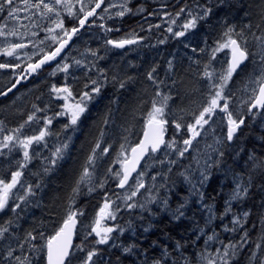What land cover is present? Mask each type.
Instances as JSON below:
<instances>
[{"label":"snow or ice","instance_id":"1","mask_svg":"<svg viewBox=\"0 0 264 264\" xmlns=\"http://www.w3.org/2000/svg\"><path fill=\"white\" fill-rule=\"evenodd\" d=\"M210 2L211 0H209ZM227 2L228 0H216V5L222 6ZM128 5L129 0H0V57L5 60L20 61L21 54H23L26 59L24 68H21L19 63L0 62V70H11L14 73L17 69L21 70L16 76L15 82L7 91L0 92V96H7L21 83L22 79L27 80L32 76L39 75L47 65L54 64L51 75L63 74L65 81H68L69 78L77 79V73L81 69L84 70L83 75L86 78L84 90L78 99L73 96L69 83L66 82L63 86H57L55 83L51 85L48 89L51 99L65 101L63 105H60L62 110L55 113L53 117L47 115L42 118L38 117L37 113L45 112L48 105L39 107L33 104V111L27 115L23 123L11 130L0 128V134H2L0 136V158L9 164L15 160V168L9 169L10 178H0V214H2L0 215V264H39L42 252L46 257V264H72L76 251L83 253L79 257V264H97L95 259L99 253L97 247L93 246L86 250L84 247L74 246L72 243V235L78 219L85 214L83 210L75 207V197L80 193L82 186L87 187L89 193L96 191L97 188L104 189L106 181L101 180L97 184L94 182V177L97 160L109 155L112 148V145L105 140L106 130L110 123L109 118L105 117L103 121L99 137L72 189L73 195L69 197L63 222L54 234L45 236L43 230L33 228L23 231L22 235H17L21 231L19 222L24 218L22 213L26 210L22 205H29L28 198L34 197L35 189L41 188L39 183L26 184L22 177L25 175L24 169L34 159H41L45 174L53 172L58 167L59 162L65 158L72 137L66 136L63 142L57 144L50 157H41V146L47 148L48 138L60 135L52 130L53 120L56 117H67L68 122L62 125V131L65 133L69 129L72 132L77 131L81 117L89 109V104L101 94L104 87L102 78L103 80L108 79L106 70L98 66V61L105 57L98 56L96 50L86 49L82 54L85 58H70L67 52L72 47V43L94 26L100 28L105 34L121 31L120 27L108 26L103 22L96 24L98 20L123 19L126 15H138L145 11L141 7L134 12ZM156 14L150 12L147 15ZM212 14L213 8L208 4H202L200 0H191L190 3L186 0L174 15L164 13L161 18L165 19L168 25L165 31L169 36L180 39L197 29L200 22H207ZM66 18L75 20L76 23L66 26ZM22 20L27 23H22ZM152 27L160 28L161 25H149V29ZM174 28L179 30H174ZM39 33H44L43 38L35 39ZM103 39L106 48L110 46L112 49H124L127 45H139L143 38L139 37L135 30H132L119 39L107 35ZM160 43L163 44L164 41L161 40ZM214 45L210 51L209 62L204 65V70L200 74V78L206 82L204 85L206 93H202L205 96L204 101L191 111L181 109L184 115L177 116L171 122L168 120L169 113L166 110L169 109V100L172 97L159 90L160 83L163 82H157L154 76L155 68L147 73V79L157 87L155 96L158 99H153L151 110L147 113L144 136L134 145L129 142L127 136H124L125 142L120 144V150L114 161L120 164V170L108 168V174L115 181V187L125 190L122 193H114V195L129 211L137 207L142 211H151L147 205L157 202L162 205V210H166L168 207L167 197L158 199L157 196L149 195L145 203L135 201L141 189L146 187L143 180L145 172L143 170L137 172V165L141 160H144L145 164L148 162L146 157H155L158 160L159 157L156 154L162 151L163 146V149L170 151H164L166 159L159 162L175 165L193 148L197 138L207 132L208 128L216 125L218 120L221 125L226 121V136L216 140L217 145H222L221 148L212 145L209 147L220 157H223V147L234 141L238 130L245 125L246 117L251 116L255 119L258 114L264 116V9H262L259 22L256 24L247 23L239 30L233 25L225 24L220 38L214 42ZM30 46L34 49L31 54L24 51ZM185 47L188 45L185 44ZM225 50L228 57L225 62L226 66H221L217 70L212 61L217 59V53L225 52ZM193 51L197 50L193 49ZM200 51H204V49H200ZM87 56L94 57L95 60H86ZM168 63L171 70L172 62ZM92 72L96 73L95 77L90 75ZM241 75L246 77L243 91L247 93V99L241 101L239 107L245 110L234 112L232 110L234 93L231 92L230 84L234 77ZM112 79L119 83L121 89L125 87L124 80H119L116 76H113ZM37 99L39 100L40 97L38 96ZM70 100L71 103H69ZM41 119L42 126L39 131L32 135H26V127L33 123L40 124ZM169 123L176 129L179 140L177 138L165 139V126ZM185 130L187 135H184ZM225 140L227 144H225ZM180 142L183 147L179 146ZM16 152H19L21 159H15L13 154ZM172 153H175L177 159H167ZM213 163H219V161L215 160ZM197 164H199L198 159ZM212 166V164L206 163L200 170L199 184L201 186L209 179L208 169ZM260 167H264V164H261ZM168 171L171 172L172 168L169 167ZM133 173H136V177L133 178L134 185L130 183ZM180 175L183 176L185 182L192 186L194 192H199L187 169ZM152 179L156 180V176L154 175ZM160 187L164 188L166 185L161 184ZM21 188L23 189L22 194L16 195L15 190ZM148 191L151 193L152 190L148 189ZM248 191L249 185L237 184L233 199H242L248 195ZM199 194L203 198V193ZM183 208L184 204H181L175 210L174 220H180L184 216ZM119 210L120 205L116 204V201L105 192L104 203L87 233L88 236L95 235L94 245H109L112 241L110 246L117 247L115 238L111 234L116 231L123 233L125 229L118 226H102L101 222L107 219L115 220ZM228 211L230 208L226 209V212ZM242 215L246 220L249 213L244 212ZM245 220L234 217L232 225L243 229ZM236 230V227L225 226V231ZM144 231L147 232L148 228H145ZM202 231L203 229H201ZM214 240L218 241L221 246L215 248L211 253L207 250L198 253L199 264H236L238 252H243L244 246L249 244V234L244 231L239 242L229 241L224 244L213 233L207 236L204 243L208 245ZM39 241H44V243L40 244ZM180 248L181 246L177 245V251ZM121 254L125 257L136 256L140 264H168L169 258L167 249H164L159 257L151 259L147 252L138 251L134 244L122 247ZM180 258L181 260L185 259L182 254ZM247 259L250 264H264V235L250 249ZM137 261H133L132 264H137Z\"/></svg>","mask_w":264,"mask_h":264},{"label":"trees","instance_id":"2","mask_svg":"<svg viewBox=\"0 0 264 264\" xmlns=\"http://www.w3.org/2000/svg\"><path fill=\"white\" fill-rule=\"evenodd\" d=\"M211 2L204 3L213 8V14L209 17L208 21L200 22L197 29H195L181 45H176L178 48L182 49V45L189 44L194 35H196V40L193 39V43H190V45L197 50L195 53L198 59L200 58L199 54L202 52L200 49L210 47L209 44H204L202 41L206 39L208 43H212L223 30L222 26L224 25V20H231L230 16L233 15V13H236L232 7H235L238 11L235 19L239 17L238 15H244V13H246L245 10L249 11L250 7H253L251 8V13L253 15L256 14V18L261 15V10L258 9L257 3L254 4L252 0H242L239 5L230 4L228 0V2L222 6H217L216 0H211ZM228 3L230 4L229 8L225 7ZM150 5L151 4L146 3L145 10L147 8L149 9L151 7ZM173 5L174 2L168 3L165 8L168 12H171L174 15L183 3L178 5L179 7H173ZM132 7H134V5H131V8ZM231 18L233 17L231 16ZM250 19L256 24L259 22L260 18ZM155 20L156 18L154 16L145 19L141 16L129 14L123 19L116 18L115 20L96 21V24L103 22L108 26L120 27V32L114 31L105 34L100 28L95 26L87 30L94 33L96 36H87L88 43H86V48L96 50L98 56L105 57V59L98 61V66L106 70L108 79L103 80L102 78L104 87L101 94L89 104L88 111L81 117L77 131L72 132L71 129L66 133L62 131V125L68 122L67 117H56L53 120L52 130L60 133V135H54L48 138L49 145L45 149L41 148V156L50 157L56 144L63 142L66 136H71L72 139L69 142V148L65 153V158L59 162L58 167L53 172L49 174L43 173L40 178H37V176L33 177V175L26 173L28 181L31 182V184H41V188L35 189L37 196L35 198L34 208L36 209L31 212L34 214L32 215L34 216L35 221L30 224V230L33 228L39 229L38 227H40L41 222L44 224L43 227L49 223L51 224L55 217L57 218L55 225L53 224L48 226L49 228L45 227L42 229L45 236L54 234L60 227L66 215V208L69 203L67 197L73 195L72 189L75 186V182L92 147L99 137L105 117H108L110 120L106 130L105 140L112 145V148L109 155L97 160L94 182L98 184L99 181L105 180V178L100 179L98 172L104 174L107 177V181L104 185V189L97 188L96 191L92 193L88 192L87 187L82 186L80 193L75 197V207L83 210L85 213L80 218H86V215H88L86 222L84 223V225L88 227V231H90L92 225L90 221L97 217V213L104 203L105 192H107L111 199L116 198L114 193H118V191L116 190L114 180L108 174V168L119 167V163H115L114 161L120 150H118L117 147H120V144L125 142L123 139L124 136H127L129 142L133 145L139 140L146 121L147 113L151 110L152 101L154 99L153 95L155 94L153 86H155V84L147 79V73L152 70H149L150 67L147 63L150 59H144L142 64H140L139 60L141 59V52L138 50V45H129L128 47H133L134 50L137 49L135 58H133V56L130 59L129 57L126 59L125 55H122L123 59L130 60V62L117 63L114 61L116 60L115 55L106 50L105 44L102 41L100 42L97 36L101 35L104 38L107 35L111 38L119 39L132 30H135V32L139 34L140 30L153 23ZM66 23H72V21L70 22L67 18ZM205 29V38L199 39L200 36H204L205 32L203 30ZM200 31H202L201 35H198V32ZM161 33L162 35H158V29L154 31V36L158 35V38L164 41V43L161 44L162 61L166 64L168 57L174 59L175 55H169L173 52V49L169 46L170 39L166 45V35L169 36V34L164 33L163 31H161ZM169 37L174 39L171 36ZM86 44H83V48H85ZM117 52L118 51L116 50L115 53L117 54ZM113 61L114 63L112 66ZM190 62L193 61H189L188 65L187 61H185L184 67L181 63L176 67L171 66L173 76L169 81H175L176 89L164 90L166 94L172 97V99L169 100V109L166 110L169 113L168 120L170 122L177 116H180V94L184 95L183 101L187 100L188 103L193 101L191 90L194 86L192 74L195 64H191ZM137 63H139L138 67ZM167 66L169 69L168 64L166 67ZM83 72L84 70L81 71L79 78L75 79V83L71 86L73 96L78 97L84 90L83 86L86 78L84 77ZM90 75L95 77L96 73L92 72ZM128 75L132 77V80L128 79ZM113 76L126 82L123 89L119 87V83L116 80L112 79ZM149 86L150 98H141V88H143L144 91L148 88L146 91L147 95L149 93ZM46 98L49 97L41 98V101L37 106L43 107L41 106V103ZM6 99H8V97ZM6 99L0 100V104L7 108ZM34 101L35 99L32 100L28 113H22L25 111L23 107L22 109H19L22 114L20 118L21 121L20 119L16 120L13 111L9 112L8 115L0 116L1 128L11 130L23 123L27 115L33 111L32 106ZM60 105L56 107L53 106L50 111H46L45 113H37V116L42 118L44 115L50 113L49 115L52 117L53 113L55 114L61 111ZM2 111H4V109H2ZM8 117V122L3 123ZM9 124L12 126H10L11 128H8ZM37 125L39 128L42 126V119L40 124L33 123L32 125L27 126L29 130L27 127L26 130L28 132L30 131V133H36V131H39ZM126 129L128 131H125ZM166 129L169 140H172L173 138L179 140V135L171 123L166 125ZM184 135H187L186 130ZM52 137H57V139L54 140ZM236 137V143L233 142L232 145H227L223 149L224 155L223 157H220V164L212 171V175L207 180L206 184L204 183V189L200 192L203 193V198L198 194L199 192L194 191L193 193L195 195L192 196V198L189 196L192 192H188L184 178L180 175V173L185 172L180 167V164L183 162L182 160L178 161L174 166L168 165L165 168L161 167L155 173H159V175L167 180L168 192L174 200L171 207L176 210L179 205L184 204V216L180 220L156 215L158 212H152L153 209L150 204L147 205V208L151 211H142L141 209H138V207L129 211L123 206L120 200V202L116 201V204L120 205V210L116 213V219H109L105 222L106 226H118L125 229L123 233L116 231L111 234L115 238L117 247L110 246L112 241H110L109 245H94V235L90 237L84 236L81 239L79 231L77 233L75 245H80L86 250L93 246L97 247L99 249L98 256L95 258L97 264H132L133 261H137L136 256L125 257L121 254V249L122 247L133 244L136 245L138 251L142 253L147 252L151 259L159 257L162 250L167 249L169 251L168 264H183L185 261L193 263L197 254L204 251V241L207 239L208 235L215 233L219 240H227L222 235L219 223L217 221L215 222L211 217V213H215L218 209L219 212L223 210L226 195H230L232 191L235 190L237 179H234V176L240 174L244 177L243 185H249L248 195L243 197V203L249 213L247 222L250 228L248 227V229L246 227L247 229L243 230L247 231L249 234L250 243L245 245L243 252L239 253V256L236 258V264H248L249 261L247 257L250 249L254 247L255 243L260 240L262 235H264V224H262V221H264V207H262V205H264V167H260L261 164H264V131L258 124L252 122L250 116L246 117L245 125ZM52 143L55 144L52 145ZM182 145V142H180L179 146ZM30 164L33 168L36 167L35 169H37V165H39H35L34 162H31ZM169 167L172 168L171 172L168 171ZM218 168L221 169L222 174L226 175V178L217 176V173H220ZM9 176L10 173L7 172L2 174V177L5 179H8ZM39 212L40 215L38 216ZM82 223L83 221L80 222V225ZM129 225H131V227H129ZM145 228H148L147 232L144 231ZM24 229L26 228H23L21 231L22 234ZM201 229H203L202 232ZM39 243L43 244L44 241H39ZM177 245L181 246L179 251H177ZM181 254L185 258L184 260H181ZM81 255H83V253H81ZM39 264H45V256L43 252L39 259ZM77 264L79 263L77 262ZM137 264H140V261H137Z\"/></svg>","mask_w":264,"mask_h":264},{"label":"rangeland","instance_id":"3","mask_svg":"<svg viewBox=\"0 0 264 264\" xmlns=\"http://www.w3.org/2000/svg\"><path fill=\"white\" fill-rule=\"evenodd\" d=\"M252 1L254 4L257 3L259 10L262 11V9H264V0H252ZM145 2H149L151 4L150 5L151 7L149 9L147 8L145 10V6H146ZM171 2H174L173 7L174 6L179 7L178 5L186 2V0H129L128 6L131 8V5H134V7H132L134 12L138 8L142 7L145 11L141 14H138L137 16H141L143 18H145V17L149 18V17L154 16L156 18V20L149 25H154V24H160L161 25L160 28L152 27L151 29H149V25H147L145 28H143V30H140V33L138 34V36L142 37L143 39L141 40L140 44L138 45V50L141 52V59L139 60L140 64H142L144 59H150L147 62L149 64V67H150L149 70H151L152 68L156 69L158 75L156 72L154 74L157 78V82H161V81L163 82V83H160V87H159V90L162 93L166 94V92L164 91L165 89H169V90L170 89L171 90L176 89L175 81H171V82L169 81V79L173 76L172 75V67H171V70L168 69V66L166 67L167 64L169 65V63H168L169 61L172 62L173 67H176L179 63H181V65L184 67L185 61H187L188 65H189V61H191V60L193 62H190V63L195 64L193 74H192L194 86H193V89L191 90V92L193 94V98H192L193 101L191 103H188L187 100L183 101L184 95H182V94L179 95V100L181 102V104L179 106V111H180V115H184V113L181 111V109H183L185 111H191L193 109H196L205 99V96L202 93H206V88L204 87L206 82L200 78V74L204 70V65L209 62L211 48L215 46L214 42L220 38V35H221L223 30L221 31V33L218 35V37L212 43H208V41L206 39H204L206 36V29L203 30L205 32V34H204V36H200L199 39L203 38L204 40L202 41V43L204 42V44H209L210 47L205 48L204 51H202L199 54V56H200L199 59L197 58L195 51H193V49H195V48L190 45V43H193V39L196 40L195 39L196 35H194L191 42L189 44H187L188 47H185V45H182V49H180L176 46V45H181L182 42L184 40H186L191 35L192 32L188 33V35L186 37H183L180 39H175V38L171 39L168 35H166V45L168 44V40L170 39L169 40V46L171 49H173V52L170 53L169 55L170 56L175 55V57H174V59L168 57V60L165 64V62L162 61V45L160 43L161 40L158 38V35H162L161 31H163L164 33H167L165 31V28L168 25L165 22V19H162L161 16H163L164 13H171V12H168V10L165 8L166 5L168 3H171ZM187 2L190 3L191 0H187ZM206 2H209V0H200V3H202V4H204ZM241 2H242V0H229V3L233 4V5H239ZM229 3L225 7L229 8L230 7ZM211 4H212V2H211ZM251 8H253V7H250L249 11L245 10L246 13H244V15H238L239 17L235 19L236 13L238 14V11L235 7H232V9L236 13H233V15H231L233 18H231V16H230L231 20L226 21V19H225L224 25L230 24V25L235 26L237 28V30H239V29L243 28L245 24L252 22L250 18L259 19L260 17L256 18L255 17L256 14L253 15L251 13ZM150 12L157 13V14L152 15V16H148L147 14ZM68 20H70V22L72 21V23H68V24L66 23V26H71L74 24L75 20H72V19H68ZM141 21L143 22L142 19H141ZM22 23H27V21L22 20ZM252 24H254V23L252 22ZM158 29H159V34L154 36V31H156ZM174 30H179V29L174 28ZM201 32L202 31L198 32V35H201ZM89 35H91L93 37L96 36L94 33H91L90 31H86L81 35V37L79 39L74 40V42L72 43V47L67 52V55L70 58L71 57L82 58V59L85 58L82 56V54L85 53L84 50L87 49L86 43H88L87 36H89ZM43 36H44V33H39V36L36 37L35 39L43 38ZM97 38L100 42L102 41L104 43V39L101 35H98ZM120 38H122V37H120ZM84 43L86 44L85 48H83ZM106 50L109 53H112L115 55L116 60H114V61H116L117 63H119V62L129 63L130 60H126V59H128V57L130 59L133 56H134L133 58H135L136 52H137V49L134 50L133 47L132 48H125V49H116L118 51L117 54L115 53L116 50L112 49L110 46H108L106 48ZM24 51L31 54L34 51V49L30 46L28 49H25ZM122 55H125L126 59H123ZM187 58H188V60H187ZM227 58L228 57L226 54V50H225V52L217 53V59L215 61H212V64L217 70H219L221 68V66H226L225 62H226ZM86 60H95V58L91 57V56H87ZM155 60H158V61H155ZM114 61L112 62V66H113ZM0 62H7V63H13V64L19 63L21 65V68L26 67V59L23 56V54H21V60L20 61L5 60L3 57H0ZM138 66H139V63H137V67ZM53 67H54V64L47 65V66H45V70L42 71L39 75L32 76L27 80L22 79L21 83L18 84L17 87L15 89H13L12 92L8 93L7 96H4L5 99L8 97V99H6L7 108L0 104V116L8 115L9 112L13 111V114L15 115L16 120L20 119L22 114L20 113L19 109H22V107H23V109L25 111H23L22 113H25V114L28 113L29 108H30V104H31L33 99H35L34 104L38 105L41 101V98L49 97V98H46L41 103V106H43V107L45 105H48L46 111H50L53 106L56 107L60 104H64V100H53V99H51V96L48 92V89L51 87V85L53 83H55L57 86H63L67 82L72 86L75 83V79L69 78L68 81H65L63 78V74H59L57 76H52L51 71H52ZM167 70H168V72H167ZM20 71H21L20 69H17L16 72L14 73L11 70H0V92L7 91V89L15 82L16 76L20 73ZM81 71H83V70L81 69L77 73L78 78L81 74ZM127 77L129 80H132V77L130 75H128ZM245 82H246V77L244 75H241L239 77H234L233 82L230 84L231 92L234 93L233 102H232V110L234 112H240V111L245 110V109H242L239 107L241 101L247 99V93H245L243 91V85ZM41 86H43V87H41ZM151 87H152V85H151ZM142 90H143V88H141V94H140L141 98H144V99L150 98V86H149V93L147 95H146V91L148 90V88H146L145 91L144 90L142 91ZM153 90L156 93V91H157L156 85L153 86ZM38 96L40 97L39 100L37 99ZM74 97L77 99L79 98V96L78 97L74 96ZM153 97L157 99L155 94L153 95ZM0 100H2V99H0ZM27 100H29V101H27ZM69 103H71V100L69 101ZM2 109H4V111H2ZM45 112H42V113H45ZM49 114L50 113H48V115H47L48 117H50ZM54 115L55 114L53 113L52 117ZM220 115L222 116L223 114H220ZM8 119H9V117L6 120H4L3 123L8 122ZM251 120L253 123L258 124L259 127L264 131V116H261L258 114L255 119H253L251 117ZM20 121H21V119H20ZM245 121H246V119H245ZM8 126H9L8 128L12 127L10 124ZM0 128H1V125H0ZM242 128H243V126L241 127V129ZM27 129H28V127H27ZM38 129H39V126H38ZM240 130H238L237 134L239 133ZM37 132L38 131H36V133ZM25 134L26 135H32L35 133H30V131L28 132L27 130H25ZM237 134H236V136H237ZM0 136H2V134H0ZM225 136H226V121L224 122L223 125H221L220 121L218 120L216 125L208 128L207 132H205L201 137L197 138V142H194L193 148H191L189 150V152L185 154V157L178 160V161H181V160L183 161L182 164H180V167L184 171H186V169L188 170V173H190L191 178L193 180V183L196 184V187L199 189V193L201 191H203V189H204L203 188L204 184H203V186H201L199 184L200 170L204 168L206 163L212 164L213 166L208 169L209 178H210L212 175V171L221 162V158L218 155V153L214 152L212 150V148L209 147V145L215 146L216 148H221L222 145H217L216 140L221 138V137H225ZM52 138L54 140L57 139V137H55V138L52 137ZM236 141H237V137L234 138L233 142L236 143ZM233 142L230 145H232ZM54 144L55 143H52V145H54ZM225 144H227L226 140H225ZM48 145H49V143H48ZM180 147H183V145ZM41 148L43 149L42 146H41ZM224 148L225 147H223V149ZM117 149L119 150L120 147L118 146ZM164 151H170V150L162 149V151L157 154V156L159 157L158 160L155 159V157L148 158L147 164H145V163L143 164L141 170H143L145 172L143 180H144L146 187H145V189H141L140 193H138L137 197L135 198V201L138 203H145V201L147 200L149 195L157 196L158 199H163V198L167 197L169 204H168V207L166 210H162V205L159 202L152 203L150 205L152 206V209H153L152 212H158L156 215H160L163 217H169V218L173 219V214L175 213V209H173L171 207V204L174 200L171 198V195L168 192L167 180L164 177H162L161 175L158 176L157 174H155L161 167L165 168L169 165L168 163L161 164L159 162L160 160L166 159L164 156ZM13 155H14L15 159H21L22 158L19 155V152H16ZM41 157H43V156H41ZM194 158H196V159H194ZM167 159H177V157H176L175 153H172L171 155H169L167 157ZM197 159L199 160V164H197ZM215 160H218L219 163H213ZM32 162H34L35 165H37V164H39V165H37L38 168L35 169L36 167L33 168V166H31V164H29L28 167L26 169H24L25 175H24V177H22V179L25 181L26 184L31 183L28 181L26 173L29 175H33V177L40 175V174L42 176V174L44 173L43 165L41 163V159H34ZM172 166H174V165H172ZM120 167L121 166L119 164V167H116V168L111 167V168H113L115 170H120ZM14 168H15V160H13L12 164H9L7 161L0 158V178H3L2 177L3 173H5V172L10 173L9 169H14ZM219 168H218V171L220 173H217V176H220L222 178H226V175L222 174V171ZM98 174H99L100 179L105 178V181H107V177L104 174H102L101 172H98ZM154 175L156 176V180L152 179V177ZM134 177H136V175ZM9 178H10V176H9ZM133 178H132V181L130 183L134 185L135 180ZM232 178H233V176H232ZM234 179H237V183L235 184V190H236L237 184L243 185L244 177L240 174H237L234 176ZM206 182H205V184H206ZM114 183H115V181H114ZM185 183H186V186L188 188V192H192L189 194V196L192 198V196L195 195L193 193L192 186L190 184H188L187 182H185ZM161 184H165L166 187L161 188L160 187ZM221 185H222V183H221ZM148 189L152 190L151 193L148 191ZM116 190L118 191V193H122L123 191H125V190H121L118 188H116ZM235 190H233L230 195H226V198H225L226 201L224 204V208L221 212H219V209L217 207L218 211L215 208V210H216L215 213H213V212L211 213V217L214 219V221L215 222L217 221L219 223L223 237L227 239V240H219V241L223 242L224 244L229 243V241H231L233 243L239 242L240 237H241V235H243V232H244L243 229H247L249 227L247 219L245 220V218L242 215L244 212H247V208H245L244 203H243V198L242 199H233V194H234ZM15 191H16V195H20V194H22L23 189L21 188L19 190H15ZM36 196H37V193L34 197L28 198L30 201L29 205H22V207H25L26 210L24 213H22V216L24 218L19 222L21 231L23 230L24 227L26 228V229H24V231L30 230V224L35 221L34 216H33L34 214L31 212H33L34 209H36V208H34ZM69 197L70 196L67 197V200L69 199ZM113 200L120 202V200L117 198H114ZM228 208H230V211L226 212V209H228ZM138 209H140V208L138 207ZM0 215H2V214H0ZM9 215H11V213H9ZM39 215H40V212H39L38 216ZM32 216H33V218H32ZM87 217H88V215H86V218ZM234 217H239L240 219L245 220L243 229H240L239 226L232 225V220ZM86 218L85 217L80 218V222L83 221V223L78 228L81 239L84 236L85 237L88 236L87 235L88 227L86 225H84V223L86 222ZM96 218L97 217L92 219L90 221V223L93 224V222L95 221ZM53 220L54 221L51 222V224L49 223L48 225H45V227L51 226L53 224L55 225V223L57 222V218L55 217ZM108 220L109 219L102 220V222H101L102 226H106L105 222H107ZM43 225H44L43 222H41L40 227H38V228L42 230L43 228H45V227H43ZM225 226H227L229 228L236 227L237 230L236 231H225ZM21 231H19L17 233V235H22ZM88 237H90V236H88ZM94 238L96 239L95 235H94ZM220 246H221V244L218 241L214 240V241L209 242L208 245L204 244L203 250L204 251L207 250L208 252L211 253V252H214L215 248H218ZM239 253L240 252H238L237 256H239ZM80 256H81V253H79V251L74 252L72 264H77V262L79 263V257ZM194 260L195 261L193 263H189V261H185L183 264H199L197 256L195 257ZM248 264H250V262Z\"/></svg>","mask_w":264,"mask_h":264},{"label":"water","instance_id":"4","mask_svg":"<svg viewBox=\"0 0 264 264\" xmlns=\"http://www.w3.org/2000/svg\"><path fill=\"white\" fill-rule=\"evenodd\" d=\"M9 93H10V92H9ZM1 98H4V96H0V99H1ZM144 131H145V129H144ZM143 136H144V132H143V134H142L141 139L143 138ZM164 137H165V134H164ZM130 155H131V153H129V156H130ZM143 161H144V160H141L140 164L137 165V171H138V169H139V167L141 166V164H142ZM134 174H135V173L132 174V177L134 176ZM130 180H131V178H130ZM77 224H78V222H77ZM76 231H77V226H76V229L74 230L73 235H72V243H73V245H74V242H75V239H76Z\"/></svg>","mask_w":264,"mask_h":264},{"label":"bare ground","instance_id":"5","mask_svg":"<svg viewBox=\"0 0 264 264\" xmlns=\"http://www.w3.org/2000/svg\"><path fill=\"white\" fill-rule=\"evenodd\" d=\"M41 174L40 175H37V178H40ZM247 207V206H246Z\"/></svg>","mask_w":264,"mask_h":264}]
</instances>
